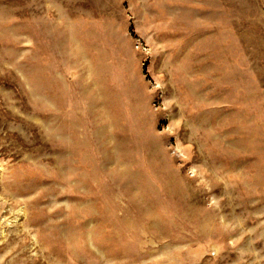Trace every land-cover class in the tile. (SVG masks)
<instances>
[{
	"label": "rangeland",
	"instance_id": "obj_1",
	"mask_svg": "<svg viewBox=\"0 0 264 264\" xmlns=\"http://www.w3.org/2000/svg\"><path fill=\"white\" fill-rule=\"evenodd\" d=\"M0 264H264V0H0Z\"/></svg>",
	"mask_w": 264,
	"mask_h": 264
}]
</instances>
